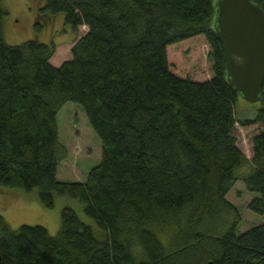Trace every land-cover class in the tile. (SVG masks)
Returning a JSON list of instances; mask_svg holds the SVG:
<instances>
[{"label":"trees","instance_id":"trees-1","mask_svg":"<svg viewBox=\"0 0 264 264\" xmlns=\"http://www.w3.org/2000/svg\"><path fill=\"white\" fill-rule=\"evenodd\" d=\"M59 13L86 28L61 62L54 43L8 44L0 2V186L37 190L47 207L72 196L101 236L71 207L56 234L0 214V264H264V223L237 233L226 199L240 179L264 213V127L250 158L232 133L264 126V78L255 116L238 118L213 0H46L40 16ZM69 101L101 142L85 182L57 177Z\"/></svg>","mask_w":264,"mask_h":264},{"label":"rangeland","instance_id":"rangeland-1","mask_svg":"<svg viewBox=\"0 0 264 264\" xmlns=\"http://www.w3.org/2000/svg\"><path fill=\"white\" fill-rule=\"evenodd\" d=\"M8 15L3 21L5 40L10 45L21 44L29 39L38 38L39 41L52 44L58 49L57 56L61 61L71 57L70 45L85 31L81 27L75 31L65 24V16L62 13L41 15V9L46 0H0ZM216 0H213L215 5ZM41 23L40 29L37 24ZM261 101L248 102L240 95L234 104V111L238 118H253ZM58 123L61 143L66 147L67 157L59 168L57 177L63 181L87 180V174L91 167L99 163L101 159V142L87 122L83 108L76 102H67L58 113ZM260 122H252L248 125L236 123L232 133L237 139V145L247 158L251 156V139L263 128ZM257 195L244 186L242 180H237L227 192L226 199L233 203L241 214V221L237 226V233H241L254 225L264 223V213L251 211L247 204ZM65 207H71L79 217L91 225L94 234L98 237L101 229L88 217L83 204L69 195H58L53 207H47L41 203L37 190L24 191L4 188L0 186V214L12 228L22 224H40L48 228L51 234L59 231L61 213Z\"/></svg>","mask_w":264,"mask_h":264},{"label":"water","instance_id":"water-1","mask_svg":"<svg viewBox=\"0 0 264 264\" xmlns=\"http://www.w3.org/2000/svg\"><path fill=\"white\" fill-rule=\"evenodd\" d=\"M214 30L229 85L246 101H258L264 78V11L250 0H216Z\"/></svg>","mask_w":264,"mask_h":264}]
</instances>
